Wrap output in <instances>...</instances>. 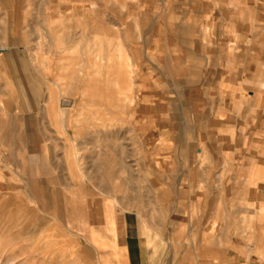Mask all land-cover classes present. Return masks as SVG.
<instances>
[{
    "label": "crops",
    "instance_id": "0c3cea01",
    "mask_svg": "<svg viewBox=\"0 0 264 264\" xmlns=\"http://www.w3.org/2000/svg\"><path fill=\"white\" fill-rule=\"evenodd\" d=\"M0 1L8 4L0 16L12 30L10 46L0 52L5 156L7 141L34 149L47 140L41 126L49 118L39 110L54 109L53 97L43 100V94L47 98L55 85L58 93H101L100 62L111 51L94 38L87 43L84 34L90 8L96 21L103 0H65L62 8L54 0H46L47 8ZM109 1V25L121 30L137 66L141 88L134 109L156 158L159 195L150 207L145 195L121 201L103 191L107 186L79 180L64 187L69 228L100 264H264V0ZM26 27L76 29L63 43L81 44L83 61L78 67L62 63L67 73L53 67L57 78L43 84L39 77L50 80V74L31 71L20 47ZM82 34L83 42H75ZM113 67L118 83L125 74L114 61ZM16 72L34 80L9 85L7 102V77Z\"/></svg>",
    "mask_w": 264,
    "mask_h": 264
},
{
    "label": "rangeland",
    "instance_id": "374dc122",
    "mask_svg": "<svg viewBox=\"0 0 264 264\" xmlns=\"http://www.w3.org/2000/svg\"><path fill=\"white\" fill-rule=\"evenodd\" d=\"M25 2V8L48 7L46 0ZM89 2L92 5L95 0ZM102 4L105 5L102 15L98 14L96 21L93 8H90L84 30L86 41L90 44L94 38L110 50V56L125 75L118 78V85L113 82L110 91L106 90V77H103L99 108L93 105V92L58 93L55 85L47 98L43 94V100L53 97L54 109L39 110L40 117L49 118V124L44 119L41 126L47 140L38 141L34 149L26 148L24 141L14 142L16 146L7 141L5 156H0V264H100L91 248L69 228L65 219L64 187L79 180H88L92 186H107L103 191L121 201L145 195L150 207H155L159 195V174L154 172L156 158L147 150L146 136L141 132L134 109L141 88L140 78L134 76L133 69L137 70V66H133L129 47L122 42L121 30L109 25L110 1L103 0ZM7 5L1 2L0 8H7ZM54 5L55 8L67 7V1L54 0ZM7 20L0 16V26H5L0 27V45L6 48L10 46L12 31L6 27ZM95 23L99 26L96 31ZM76 31L71 27L24 29V44L20 47L29 58L31 71L50 74V80L39 77L44 80L43 84L52 86L51 80L57 78L53 67L59 68L57 72L67 73L60 71L62 63H74L78 67L83 61L81 44L63 43L64 34ZM84 34L74 41L83 42ZM85 55L92 56L89 51ZM110 56H102L100 64L106 67L101 71L114 78ZM44 62L52 67L38 68L37 64ZM8 80L7 102L12 96L8 92L9 85L28 84L34 78L22 77L16 72L15 76L7 77ZM83 101L86 104H82ZM10 113L7 108V128L11 126ZM143 169L148 172L143 173Z\"/></svg>",
    "mask_w": 264,
    "mask_h": 264
},
{
    "label": "bare ground",
    "instance_id": "6f19581e",
    "mask_svg": "<svg viewBox=\"0 0 264 264\" xmlns=\"http://www.w3.org/2000/svg\"><path fill=\"white\" fill-rule=\"evenodd\" d=\"M3 47V46H2ZM104 59V58H103ZM111 60V59H110ZM104 61V60H103ZM104 63V62H103ZM105 64V63H104ZM103 64V65H104ZM107 66H109V65H107ZM106 66L104 65V66H101V68L103 69V68H105ZM114 68V67H113ZM104 70V69H103ZM105 71V70H104ZM107 72V71H106ZM109 72H111V71H109ZM108 72V73H109ZM112 73V72H111ZM89 74V73H88ZM101 76H100V79H101V81H102V79H103V77L105 78L106 77V90H109L110 91V89L113 87V82L115 83V84H118L117 82H116V78H115V76H114V78H115V80H113L114 78H112V76L111 77H109L110 75L108 74V76H107V74L105 75V72H103V71H100V73H99ZM113 74H114V71H113ZM97 79V78H96ZM91 81L93 80H95L94 78H92V79H90ZM82 82V81H81ZM85 82V81H84ZM59 84H61V83H59ZM88 85V84H87ZM84 86H85V84H84ZM88 87V86H87ZM89 87H90V85H89ZM92 90H94V89H92ZM100 92H93V105H98V103H99V101H100ZM85 99V98H84ZM67 101H64V103H66ZM103 102V101H102ZM86 104V101H83L82 102V104ZM75 104H77L76 103V101H75ZM65 107H66V105H65ZM67 110V109H66Z\"/></svg>",
    "mask_w": 264,
    "mask_h": 264
},
{
    "label": "built area",
    "instance_id": "2783aa9c",
    "mask_svg": "<svg viewBox=\"0 0 264 264\" xmlns=\"http://www.w3.org/2000/svg\"><path fill=\"white\" fill-rule=\"evenodd\" d=\"M4 50H6V47H2V46L0 45V52H3Z\"/></svg>",
    "mask_w": 264,
    "mask_h": 264
}]
</instances>
